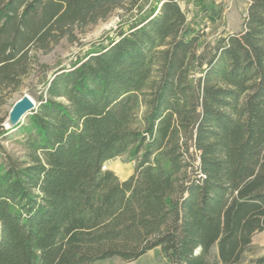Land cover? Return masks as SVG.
I'll return each instance as SVG.
<instances>
[{"label": "trees", "instance_id": "1", "mask_svg": "<svg viewBox=\"0 0 264 264\" xmlns=\"http://www.w3.org/2000/svg\"><path fill=\"white\" fill-rule=\"evenodd\" d=\"M141 1L0 0V94L38 52L128 14L51 72L22 123L0 118V264L130 262L154 248L167 264H264L250 256L264 231V0L204 44L215 1L192 19L178 0ZM123 154L131 175L102 170Z\"/></svg>", "mask_w": 264, "mask_h": 264}, {"label": "rangeland", "instance_id": "2", "mask_svg": "<svg viewBox=\"0 0 264 264\" xmlns=\"http://www.w3.org/2000/svg\"><path fill=\"white\" fill-rule=\"evenodd\" d=\"M215 1L222 9L220 18L215 21H205L206 35L202 39V44L213 43L218 35L223 31L235 32L242 26L243 12L247 5V0H178L182 9L189 19L199 18V9L202 4ZM157 0H142L141 5L145 11L155 5ZM122 8H115L104 19L95 24L87 25L83 32H76L79 37L76 41L70 42L62 38L50 51L38 52V63L31 66L29 75L24 76L21 84L17 88L8 87L0 94V118H5L15 100L23 93L29 94L33 99L37 96L43 82L48 79L53 70L59 66L67 65L73 61L77 55L95 47L97 43L105 41L106 37L112 36L114 29L122 25L128 14ZM123 15V16H121ZM35 100V99H34ZM3 146L11 153L20 154V145L16 140L3 142ZM134 161L126 154L120 155L106 163L107 169L113 170L119 179H124L134 171ZM255 257L264 254V231L255 234L252 238ZM97 264H167L162 257L159 248H154L134 261L126 262L113 257L103 260Z\"/></svg>", "mask_w": 264, "mask_h": 264}, {"label": "water", "instance_id": "3", "mask_svg": "<svg viewBox=\"0 0 264 264\" xmlns=\"http://www.w3.org/2000/svg\"><path fill=\"white\" fill-rule=\"evenodd\" d=\"M36 106V101L29 94L23 93L14 101L1 125L5 130H13Z\"/></svg>", "mask_w": 264, "mask_h": 264}, {"label": "built area", "instance_id": "4", "mask_svg": "<svg viewBox=\"0 0 264 264\" xmlns=\"http://www.w3.org/2000/svg\"><path fill=\"white\" fill-rule=\"evenodd\" d=\"M105 169H107L106 163L102 166V170H105Z\"/></svg>", "mask_w": 264, "mask_h": 264}, {"label": "crops", "instance_id": "5", "mask_svg": "<svg viewBox=\"0 0 264 264\" xmlns=\"http://www.w3.org/2000/svg\"><path fill=\"white\" fill-rule=\"evenodd\" d=\"M240 29H241V28H240ZM240 29H239V30H240Z\"/></svg>", "mask_w": 264, "mask_h": 264}]
</instances>
